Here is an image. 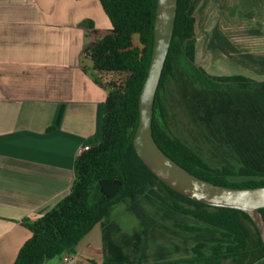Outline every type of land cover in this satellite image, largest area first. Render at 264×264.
Wrapping results in <instances>:
<instances>
[{"label": "trees", "instance_id": "obj_1", "mask_svg": "<svg viewBox=\"0 0 264 264\" xmlns=\"http://www.w3.org/2000/svg\"><path fill=\"white\" fill-rule=\"evenodd\" d=\"M98 1L110 28L85 48L84 55L91 61L93 81L106 92L101 134L90 136L88 146L75 157V179L69 192L40 216L22 218L21 224L31 235L13 264H49L55 257L60 260L65 252L75 253L78 242L97 224L110 227L105 217L112 207L114 210L126 199L143 197L152 188L168 198L170 209L198 222L179 227L218 234L207 253L204 244L209 240H197L191 247L193 255L185 261L209 263L215 259V264H220L221 259L229 258L234 264H264V245L246 212L208 205L178 193L155 176L134 149L139 94L153 45L156 0ZM194 10V0H178L173 36L153 104V137L166 155L200 178L231 187L263 186L264 171L253 168L242 156L237 154L235 166L229 160L213 166L170 127L172 112L163 92L166 84L178 88L189 116L207 129L203 134L209 140L210 135L221 132L224 119L245 121L248 106L249 115L263 112L257 95L264 90H255L262 89L264 81L243 74H209L196 64ZM85 21L93 27L91 20ZM260 211L264 216V208ZM109 236L102 239V260H83L92 264H141L128 260Z\"/></svg>", "mask_w": 264, "mask_h": 264}, {"label": "crops", "instance_id": "obj_2", "mask_svg": "<svg viewBox=\"0 0 264 264\" xmlns=\"http://www.w3.org/2000/svg\"><path fill=\"white\" fill-rule=\"evenodd\" d=\"M105 20L98 0H0V264L31 235L22 218L69 192L75 157L100 137L106 92L84 50Z\"/></svg>", "mask_w": 264, "mask_h": 264}, {"label": "rangeland", "instance_id": "obj_3", "mask_svg": "<svg viewBox=\"0 0 264 264\" xmlns=\"http://www.w3.org/2000/svg\"><path fill=\"white\" fill-rule=\"evenodd\" d=\"M194 9L196 64L209 74H243L264 81V0H194ZM105 17L107 28L96 25L97 30L91 32L100 36L108 31L110 23ZM134 41L138 43L137 37ZM260 90L264 87L255 91ZM163 92L172 112L170 127L173 133L196 149L209 164L216 166L229 160L235 166L238 154L253 168L264 171L263 93L257 95L263 112L249 115L248 106L245 121L224 119L220 123L223 126L221 132H215L214 137L210 135L209 140L203 134L207 129L194 123L189 116L178 88L166 84ZM167 202L168 198L156 188L147 190L143 197L134 201L124 200L114 206V210L112 207L105 217L110 227L107 224L100 226L102 222L97 224L78 242L76 250L83 257L86 254L102 260V232L103 236L109 234V238L132 262L215 264V259L209 263L185 261L193 255L191 247L197 240H209L204 244L207 253L218 234L191 232L179 227L178 224L197 225L198 222L170 209ZM106 228L107 232L109 228L108 234ZM58 262V257H55L49 264ZM221 264L234 263L231 259H221Z\"/></svg>", "mask_w": 264, "mask_h": 264}, {"label": "water", "instance_id": "obj_4", "mask_svg": "<svg viewBox=\"0 0 264 264\" xmlns=\"http://www.w3.org/2000/svg\"><path fill=\"white\" fill-rule=\"evenodd\" d=\"M177 2L156 0L153 45L139 94V118L132 140L134 149L151 172L178 193L208 205L246 212L264 245V216L260 211L264 208V185L231 187L200 178L166 155L153 137V104L173 36Z\"/></svg>", "mask_w": 264, "mask_h": 264}, {"label": "built area", "instance_id": "obj_5", "mask_svg": "<svg viewBox=\"0 0 264 264\" xmlns=\"http://www.w3.org/2000/svg\"><path fill=\"white\" fill-rule=\"evenodd\" d=\"M61 264H92L84 260L78 261L77 255L75 253L65 252L60 257Z\"/></svg>", "mask_w": 264, "mask_h": 264}, {"label": "bare ground", "instance_id": "obj_6", "mask_svg": "<svg viewBox=\"0 0 264 264\" xmlns=\"http://www.w3.org/2000/svg\"><path fill=\"white\" fill-rule=\"evenodd\" d=\"M82 259V258H81ZM79 260V259H78Z\"/></svg>", "mask_w": 264, "mask_h": 264}, {"label": "clouds", "instance_id": "obj_7", "mask_svg": "<svg viewBox=\"0 0 264 264\" xmlns=\"http://www.w3.org/2000/svg\"><path fill=\"white\" fill-rule=\"evenodd\" d=\"M61 262V261H60Z\"/></svg>", "mask_w": 264, "mask_h": 264}]
</instances>
